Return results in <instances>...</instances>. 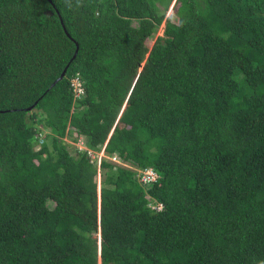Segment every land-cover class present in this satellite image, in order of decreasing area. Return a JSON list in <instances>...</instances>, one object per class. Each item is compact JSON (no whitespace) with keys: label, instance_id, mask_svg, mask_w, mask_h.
I'll return each instance as SVG.
<instances>
[{"label":"trees","instance_id":"1","mask_svg":"<svg viewBox=\"0 0 264 264\" xmlns=\"http://www.w3.org/2000/svg\"><path fill=\"white\" fill-rule=\"evenodd\" d=\"M0 264H264V0H0Z\"/></svg>","mask_w":264,"mask_h":264},{"label":"built area","instance_id":"2","mask_svg":"<svg viewBox=\"0 0 264 264\" xmlns=\"http://www.w3.org/2000/svg\"><path fill=\"white\" fill-rule=\"evenodd\" d=\"M71 84L73 87V95L75 98L81 97L82 95H84L85 89L83 86V81L78 74H75L71 77ZM45 135H46V129H42V130L40 129V131H38L37 136L39 137L40 143L44 141ZM77 140L78 141H76V142L74 141V142L76 143V145L78 146L79 149H81V150L86 149L87 150V153L90 155L91 161H95L94 158L98 155V157H99L98 162H100L102 157H107L109 160H111L115 163L128 166L136 172V176H137L139 182L144 184V185L149 184L151 182H154L159 177L158 172L152 166H147L144 168L133 166V165H131L125 161H122L116 153L108 155L105 152L103 147L99 151H95V150H93L87 146V144L85 142V138L82 135H79ZM78 143L79 144L81 143V146L78 145ZM161 207H162V203H160V202L155 205L156 209H160Z\"/></svg>","mask_w":264,"mask_h":264},{"label":"rangeland","instance_id":"3","mask_svg":"<svg viewBox=\"0 0 264 264\" xmlns=\"http://www.w3.org/2000/svg\"><path fill=\"white\" fill-rule=\"evenodd\" d=\"M177 5L176 4H174L173 5V3L170 5V7L166 10V12L162 15V17L159 19V24H160V26H159V28H158V30H157V33L156 34H154L151 38H150V42H153V40L155 39V37L157 36V35H162V33H163V27H164V23H165V19L167 18V17H170V18H172L173 20H175L176 19V11H177ZM73 135H76V134H74L73 133ZM64 139L67 141V142H70L71 144H73V147L74 148H78V146L76 145V141H78V140H76L75 142H73L72 141V139L70 138V137H64ZM78 145H80L81 146V143L79 144L78 143ZM99 157H98V155L94 158V160H95V164H99V159H98ZM92 235V237H96L97 238V236H99V232H94V233H92L91 234Z\"/></svg>","mask_w":264,"mask_h":264},{"label":"water","instance_id":"4","mask_svg":"<svg viewBox=\"0 0 264 264\" xmlns=\"http://www.w3.org/2000/svg\"><path fill=\"white\" fill-rule=\"evenodd\" d=\"M59 17H60V21H61V24H62V26H63V29H64L65 33H66L69 37H71L70 34H69V32L67 31V29H66L64 23H63V20H62L60 14H59ZM75 44H76V47H75L74 53H73V55H72V58L75 57V55H76V53H77V50H78V43L75 42ZM66 68H67V65H66V66L63 68V70L60 72L59 76L53 80V82L50 84V86L53 85L58 79H60V78H62V77L64 76L65 71H66ZM31 107H32V106H28L27 109L29 110V109H31Z\"/></svg>","mask_w":264,"mask_h":264}]
</instances>
